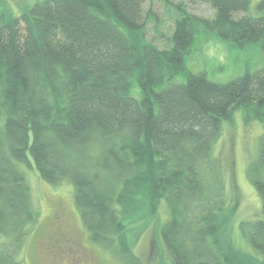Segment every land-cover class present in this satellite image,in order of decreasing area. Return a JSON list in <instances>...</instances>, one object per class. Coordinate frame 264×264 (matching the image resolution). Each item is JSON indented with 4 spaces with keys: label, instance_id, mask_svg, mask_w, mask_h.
I'll list each match as a JSON object with an SVG mask.
<instances>
[{
    "label": "trees",
    "instance_id": "1",
    "mask_svg": "<svg viewBox=\"0 0 264 264\" xmlns=\"http://www.w3.org/2000/svg\"><path fill=\"white\" fill-rule=\"evenodd\" d=\"M198 1L212 17L175 4L163 50L146 37L158 22L147 0H43L0 15V264H22L37 224L16 165L28 156L44 182L71 183L89 240L118 264H145L134 248L150 224L170 264H264V135L247 168L262 218L239 225L249 252L233 240L211 157L234 112L264 124V67L225 84L185 68L197 27L239 49L259 44L264 56V0L259 17L248 15L251 0ZM179 73L185 83H169Z\"/></svg>",
    "mask_w": 264,
    "mask_h": 264
},
{
    "label": "rangeland",
    "instance_id": "2",
    "mask_svg": "<svg viewBox=\"0 0 264 264\" xmlns=\"http://www.w3.org/2000/svg\"><path fill=\"white\" fill-rule=\"evenodd\" d=\"M40 1L43 0H0V15L5 19L10 16L16 17L25 7H31ZM168 1L171 5L163 1L150 0H147L145 5L146 10L151 7L152 14L158 19V22L153 19L148 22L146 37L153 40L159 50L168 48L166 40L173 30L177 17L173 7L175 4L182 3L189 13L196 16L211 18L213 15V9L198 0ZM259 1H250L249 16L261 15L256 11ZM263 67L264 56L259 44L239 49L202 27L195 28L194 45L190 55L185 59L188 73L204 74L209 81L216 84L231 82L245 73H254ZM185 77L179 73L169 83L183 84L186 81ZM159 90L160 88L156 89ZM131 95L139 97L136 86L131 89ZM262 135L263 123L257 121L246 123L242 112L236 111L230 121H222L220 135L211 152V157L217 162L222 175L225 207L234 209L230 219L233 240L244 252H249L250 249L242 237L240 223H251L262 218L260 197L247 177L248 166L258 157ZM28 161L16 165L23 173L30 189L33 205L38 212V220L31 228L16 258L22 264H80L81 261L86 264H118L106 251L89 240L74 203L71 183L63 181L57 185H50L44 182L39 178L29 156ZM167 219L168 210L162 202L158 221L160 220L162 225ZM159 228L150 224L134 248V253L145 264H170L158 237ZM8 242L7 238L0 236V247ZM69 248H74V251L70 253Z\"/></svg>",
    "mask_w": 264,
    "mask_h": 264
},
{
    "label": "flooded vegetation",
    "instance_id": "3",
    "mask_svg": "<svg viewBox=\"0 0 264 264\" xmlns=\"http://www.w3.org/2000/svg\"><path fill=\"white\" fill-rule=\"evenodd\" d=\"M74 251V248H69V252H73ZM76 260V258H74ZM71 261V260H70ZM76 264V263H75ZM80 264H86L84 261H81Z\"/></svg>",
    "mask_w": 264,
    "mask_h": 264
}]
</instances>
